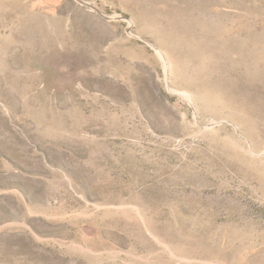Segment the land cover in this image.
<instances>
[{
	"label": "rangeland",
	"instance_id": "obj_1",
	"mask_svg": "<svg viewBox=\"0 0 264 264\" xmlns=\"http://www.w3.org/2000/svg\"><path fill=\"white\" fill-rule=\"evenodd\" d=\"M0 264H264V0H0Z\"/></svg>",
	"mask_w": 264,
	"mask_h": 264
}]
</instances>
